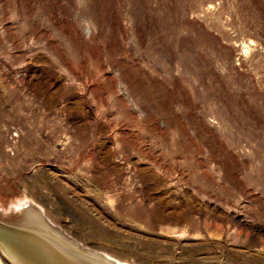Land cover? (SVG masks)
Here are the masks:
<instances>
[{
    "label": "rangeland",
    "instance_id": "1",
    "mask_svg": "<svg viewBox=\"0 0 264 264\" xmlns=\"http://www.w3.org/2000/svg\"><path fill=\"white\" fill-rule=\"evenodd\" d=\"M29 199L119 264H264V0H0V214Z\"/></svg>",
    "mask_w": 264,
    "mask_h": 264
},
{
    "label": "bare ground",
    "instance_id": "2",
    "mask_svg": "<svg viewBox=\"0 0 264 264\" xmlns=\"http://www.w3.org/2000/svg\"><path fill=\"white\" fill-rule=\"evenodd\" d=\"M51 222L31 199L21 214H0V264H119L82 249Z\"/></svg>",
    "mask_w": 264,
    "mask_h": 264
},
{
    "label": "water",
    "instance_id": "3",
    "mask_svg": "<svg viewBox=\"0 0 264 264\" xmlns=\"http://www.w3.org/2000/svg\"><path fill=\"white\" fill-rule=\"evenodd\" d=\"M0 259H2V260H3V254H1V253H0Z\"/></svg>",
    "mask_w": 264,
    "mask_h": 264
}]
</instances>
